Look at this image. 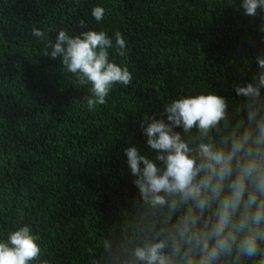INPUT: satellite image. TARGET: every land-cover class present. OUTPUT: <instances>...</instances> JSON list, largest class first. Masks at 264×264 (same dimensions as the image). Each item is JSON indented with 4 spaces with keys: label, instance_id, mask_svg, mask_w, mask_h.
<instances>
[{
    "label": "trees",
    "instance_id": "trees-1",
    "mask_svg": "<svg viewBox=\"0 0 264 264\" xmlns=\"http://www.w3.org/2000/svg\"><path fill=\"white\" fill-rule=\"evenodd\" d=\"M238 3L0 0V242L26 225L41 248L31 264L99 257L101 241L138 195L124 150L156 155L144 117L166 120L165 105L210 92L227 100L230 113L243 104L233 85L245 86L258 72L264 32L261 15H244ZM96 6L105 10L100 22L91 15ZM61 30L70 37L104 31L113 41L109 61L128 69L131 84H114L106 102L89 110L91 85H79L59 58L45 56ZM117 32L124 56L117 55Z\"/></svg>",
    "mask_w": 264,
    "mask_h": 264
},
{
    "label": "clouds",
    "instance_id": "clouds-1",
    "mask_svg": "<svg viewBox=\"0 0 264 264\" xmlns=\"http://www.w3.org/2000/svg\"><path fill=\"white\" fill-rule=\"evenodd\" d=\"M238 9L260 14L264 32V0H239ZM104 11L96 6L91 15L100 22ZM32 35L45 38L36 28ZM46 47L45 56L59 58L79 85H91L89 110L106 102L114 84H131L128 69L109 61L113 41L104 31L70 37L61 30ZM115 47L125 55L119 32ZM256 63L251 82L233 85L244 100L235 113L210 92L165 105L166 120L144 117L141 128L156 155L124 150L138 195L92 264H264V55ZM40 253L26 225L0 242V264H31Z\"/></svg>",
    "mask_w": 264,
    "mask_h": 264
}]
</instances>
